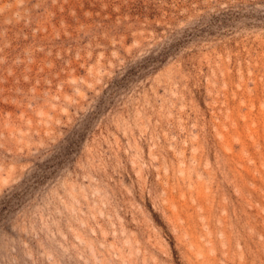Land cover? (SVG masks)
Returning <instances> with one entry per match:
<instances>
[{
	"label": "rangeland",
	"instance_id": "rangeland-1",
	"mask_svg": "<svg viewBox=\"0 0 264 264\" xmlns=\"http://www.w3.org/2000/svg\"><path fill=\"white\" fill-rule=\"evenodd\" d=\"M0 264H264V0H0Z\"/></svg>",
	"mask_w": 264,
	"mask_h": 264
}]
</instances>
